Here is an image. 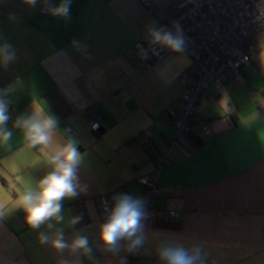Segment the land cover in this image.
<instances>
[{
  "label": "crops",
  "instance_id": "1",
  "mask_svg": "<svg viewBox=\"0 0 264 264\" xmlns=\"http://www.w3.org/2000/svg\"><path fill=\"white\" fill-rule=\"evenodd\" d=\"M147 1L161 8L168 0ZM43 5L0 0V37L16 53L14 62L0 66L13 133L0 143V264H58L61 258L40 242L46 229H32L18 206L23 186L49 170L46 150L26 147L13 127L34 106L58 119L57 138L74 139L83 156L82 189L63 201L66 217L82 218L65 227L66 239L80 233L93 247L83 264H123L125 242L118 253L98 243L105 219L100 197L126 193L144 201L138 179L153 173L154 211L147 213L145 242L133 264H162L157 248L165 238L199 246L202 264H264V30L244 43L250 62L231 81L205 88L194 134L181 135L169 110L181 113V79L196 67L185 52L152 62L135 54L146 27L160 24L142 0H72L68 20L42 12Z\"/></svg>",
  "mask_w": 264,
  "mask_h": 264
},
{
  "label": "clouds",
  "instance_id": "2",
  "mask_svg": "<svg viewBox=\"0 0 264 264\" xmlns=\"http://www.w3.org/2000/svg\"><path fill=\"white\" fill-rule=\"evenodd\" d=\"M37 2L22 0L30 7ZM41 2L51 16L70 19L72 0H59L58 4L53 0ZM146 39L155 50L185 51L186 37L178 24L169 28L152 22L146 27ZM15 59L13 46L0 37V66L6 67ZM4 95L6 93H0V143H7L13 135L7 127L11 117L9 101ZM13 127L22 131L26 147H43L47 152V173L35 185H25L18 193V206L26 213L28 225L36 230L42 226L46 229L39 233L40 242L60 254L58 264H83V257L91 260L93 247L86 235L76 233L71 240L65 237V227H74L82 219L80 216L66 217L63 208V201L75 198L82 189L77 173L83 156L77 142L72 138H57L58 119L44 108L38 110L34 106L30 115L17 117ZM112 199L104 221L98 226V243L111 253L120 251L121 242H125L128 252L137 251L145 242V202L126 193L116 194ZM157 253L162 264H202L199 246L185 247L176 239H161Z\"/></svg>",
  "mask_w": 264,
  "mask_h": 264
},
{
  "label": "built area",
  "instance_id": "3",
  "mask_svg": "<svg viewBox=\"0 0 264 264\" xmlns=\"http://www.w3.org/2000/svg\"><path fill=\"white\" fill-rule=\"evenodd\" d=\"M147 10L155 15L160 24L171 27L178 24L186 37L185 53L196 67L190 76L182 78L186 90L181 95L182 111L179 114L169 110V115L177 134L193 135L191 123L196 115L202 92L212 82L226 84L231 81L239 68L250 62L244 43L260 30H264V0H168L161 8L147 0H142ZM53 3L56 2L53 0ZM45 6L41 7L42 12ZM141 59L152 62L169 53L167 49L155 50L148 40L134 47ZM90 128L97 130L99 123L89 121ZM209 133L208 124L201 126ZM160 158L157 166L163 163ZM145 194L146 212L154 211V196L158 192L156 175L148 174L138 179ZM113 194L100 197L101 209L113 203ZM170 215H177L169 211ZM134 252L123 254V264H133Z\"/></svg>",
  "mask_w": 264,
  "mask_h": 264
},
{
  "label": "trees",
  "instance_id": "4",
  "mask_svg": "<svg viewBox=\"0 0 264 264\" xmlns=\"http://www.w3.org/2000/svg\"><path fill=\"white\" fill-rule=\"evenodd\" d=\"M99 129V128H98ZM195 138H197L196 136H194ZM201 141L200 140H198V143H200ZM135 254V253H134ZM134 256V255H133Z\"/></svg>",
  "mask_w": 264,
  "mask_h": 264
},
{
  "label": "rangeland",
  "instance_id": "5",
  "mask_svg": "<svg viewBox=\"0 0 264 264\" xmlns=\"http://www.w3.org/2000/svg\"><path fill=\"white\" fill-rule=\"evenodd\" d=\"M179 1V0H178Z\"/></svg>",
  "mask_w": 264,
  "mask_h": 264
}]
</instances>
